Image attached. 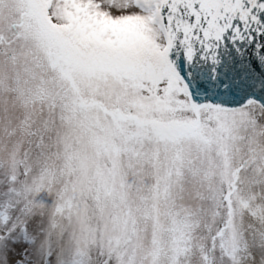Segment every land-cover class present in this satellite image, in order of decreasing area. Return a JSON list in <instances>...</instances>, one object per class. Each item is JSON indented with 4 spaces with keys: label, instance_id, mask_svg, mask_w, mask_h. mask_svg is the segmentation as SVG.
Returning a JSON list of instances; mask_svg holds the SVG:
<instances>
[{
    "label": "snow or ice",
    "instance_id": "snow-or-ice-1",
    "mask_svg": "<svg viewBox=\"0 0 264 264\" xmlns=\"http://www.w3.org/2000/svg\"><path fill=\"white\" fill-rule=\"evenodd\" d=\"M0 264H264V0H0Z\"/></svg>",
    "mask_w": 264,
    "mask_h": 264
},
{
    "label": "rangeland",
    "instance_id": "rangeland-1",
    "mask_svg": "<svg viewBox=\"0 0 264 264\" xmlns=\"http://www.w3.org/2000/svg\"><path fill=\"white\" fill-rule=\"evenodd\" d=\"M37 199H38L40 202H42V203H44V204H46V205H51V204L53 203V198L50 197V196H48L47 193H41V194L37 197Z\"/></svg>",
    "mask_w": 264,
    "mask_h": 264
}]
</instances>
